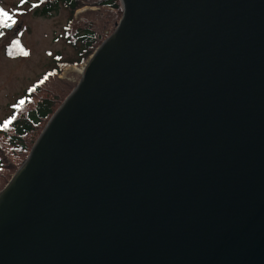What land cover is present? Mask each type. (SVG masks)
Returning a JSON list of instances; mask_svg holds the SVG:
<instances>
[{
    "label": "water",
    "instance_id": "1",
    "mask_svg": "<svg viewBox=\"0 0 264 264\" xmlns=\"http://www.w3.org/2000/svg\"><path fill=\"white\" fill-rule=\"evenodd\" d=\"M120 4L0 191V264H264V0Z\"/></svg>",
    "mask_w": 264,
    "mask_h": 264
},
{
    "label": "trees",
    "instance_id": "2",
    "mask_svg": "<svg viewBox=\"0 0 264 264\" xmlns=\"http://www.w3.org/2000/svg\"><path fill=\"white\" fill-rule=\"evenodd\" d=\"M37 1L39 5H42L37 14L42 17H51L60 7L67 10L70 17L67 22L65 40L75 50V57L61 61L62 59L56 55L51 71L45 75L47 79L40 83L44 76L30 88L35 89L34 91L28 89L14 103L17 105L21 99L25 101L22 107L12 109L11 115L6 119L9 120L15 116L11 124L5 128L3 127L4 122L0 123V175L2 174L0 191L28 157L35 141L50 118L74 89L71 81L66 79L58 81V83H51V80L64 68L85 63L95 49L107 38L106 32L112 33L116 28L122 16L120 0H44L43 3L40 0ZM85 5L98 6L101 10L99 12H87L76 20L73 19L75 11ZM83 18L85 19L82 20ZM11 21H5L0 16V33ZM11 47L15 52L13 57L24 56L20 49L27 52L24 47L19 45V42L18 44L12 43ZM14 153L19 157L21 156L20 164L17 168H9L5 173L4 161Z\"/></svg>",
    "mask_w": 264,
    "mask_h": 264
},
{
    "label": "rangeland",
    "instance_id": "3",
    "mask_svg": "<svg viewBox=\"0 0 264 264\" xmlns=\"http://www.w3.org/2000/svg\"><path fill=\"white\" fill-rule=\"evenodd\" d=\"M32 4L38 6L32 8ZM0 7L9 13L12 21H16L12 29L9 30L7 25L0 33V123H2L11 115L14 103L24 95L28 87L51 71L54 57L57 55L62 59L61 61L67 60L75 57V50L65 40L67 22L70 17L66 9L60 7L51 17H42L37 14L42 8L37 0H26V2L25 0H0ZM100 10L98 6L85 5L75 11L73 19L76 20L87 12ZM106 34L108 37L111 33L106 32ZM13 41H18L19 45L27 50L28 55L13 57L15 54L11 47ZM85 63L64 68L54 76L51 83L66 79L71 81L75 88ZM20 157L14 153L4 161L5 173L9 168L19 166Z\"/></svg>",
    "mask_w": 264,
    "mask_h": 264
},
{
    "label": "snow or ice",
    "instance_id": "4",
    "mask_svg": "<svg viewBox=\"0 0 264 264\" xmlns=\"http://www.w3.org/2000/svg\"><path fill=\"white\" fill-rule=\"evenodd\" d=\"M25 2H26V0H25ZM40 2L43 3L44 0H40ZM31 6H32V8H36L38 5H37V4H32ZM0 16H2L3 19H4L5 21H7V20H11V19H12V17L9 15V13L6 12V11H4L3 8H0ZM12 22H13V24L16 23L15 20H13ZM13 44H18V41H13ZM20 51H21V53H22L23 55H25V56L28 55L27 52H24V51H23V49H20ZM49 54H50V53H49ZM46 79H47V76H45L44 79L40 81V83H43L44 80H46ZM34 90H35V89H29V91H34ZM24 103H25V101H24L23 99H21V100L18 102V104H17V105H14L13 107H22V106L24 105ZM14 119H15V116L11 117L9 120L4 121L3 127L7 128L8 125L11 124L12 120H14Z\"/></svg>",
    "mask_w": 264,
    "mask_h": 264
},
{
    "label": "bare ground",
    "instance_id": "5",
    "mask_svg": "<svg viewBox=\"0 0 264 264\" xmlns=\"http://www.w3.org/2000/svg\"><path fill=\"white\" fill-rule=\"evenodd\" d=\"M85 68V65L83 66V68L82 69H84Z\"/></svg>",
    "mask_w": 264,
    "mask_h": 264
}]
</instances>
